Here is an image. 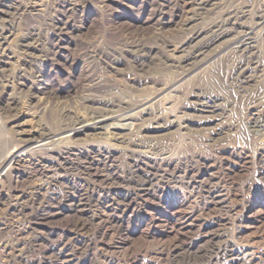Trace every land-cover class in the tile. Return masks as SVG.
Here are the masks:
<instances>
[{"label":"rangeland","instance_id":"rangeland-1","mask_svg":"<svg viewBox=\"0 0 264 264\" xmlns=\"http://www.w3.org/2000/svg\"><path fill=\"white\" fill-rule=\"evenodd\" d=\"M0 264H264V0H0Z\"/></svg>","mask_w":264,"mask_h":264},{"label":"bare ground","instance_id":"bare-ground-1","mask_svg":"<svg viewBox=\"0 0 264 264\" xmlns=\"http://www.w3.org/2000/svg\"><path fill=\"white\" fill-rule=\"evenodd\" d=\"M241 40V39H240ZM248 44V40L246 39V40H242V41H240L239 42V44H237V46H244V47H247V46H245V45H247ZM235 48V47H234ZM199 54V53H198ZM195 57V56H194ZM248 58V57H247ZM247 63H245V65H246ZM113 117V116H112ZM96 118V117H95ZM97 118H99V117H97ZM115 118H117V117H115ZM110 119V118H109ZM113 119V118H112ZM119 119H120V117H119ZM118 119V120H119ZM77 120V119H76ZM103 120V119H102ZM114 120V119H113ZM117 120V121H118ZM125 120V119H124ZM104 121V120H103ZM112 122V121H111ZM115 122H116V120H115ZM81 124H82V121L80 122ZM97 123H99V122H97ZM96 124V123H95ZM83 127V126H82ZM92 127V126H91ZM99 127V126H98ZM87 172V171H86ZM109 178V177H108Z\"/></svg>","mask_w":264,"mask_h":264}]
</instances>
